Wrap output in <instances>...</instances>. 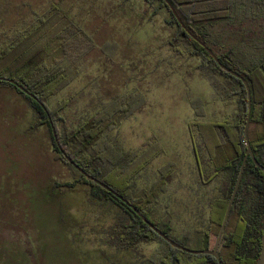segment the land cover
Segmentation results:
<instances>
[{
    "label": "rangeland",
    "instance_id": "1",
    "mask_svg": "<svg viewBox=\"0 0 264 264\" xmlns=\"http://www.w3.org/2000/svg\"><path fill=\"white\" fill-rule=\"evenodd\" d=\"M53 2L57 0H0V46L39 25L33 45L42 46L53 37L49 59L41 53L40 60L47 59L49 67L64 64L67 70H78L47 101L52 108L71 98L59 113L62 120L55 121L60 135L115 98L142 95L143 103L109 131L107 140L122 152L146 147L158 151L131 179L135 197L151 189L160 167L172 162L169 174L175 178L154 207L159 217L170 216L171 236L182 241V234L206 223L210 199L221 196L218 181L199 180L188 123L225 119L237 110L236 97H221L201 75L198 57L170 48L174 27L157 1L63 0L58 10ZM244 27L251 40L258 35L255 23L245 20ZM210 31L238 58L240 50L252 55L251 46L231 33L229 23L216 24ZM32 43L27 51L35 47ZM196 141L206 163L197 136ZM71 178L69 166L55 158L48 126L40 124L29 101L14 88L0 85V248L7 252L0 264H151L145 258L157 243H139L136 251L108 244L106 228L121 210L92 200L85 184L57 187Z\"/></svg>",
    "mask_w": 264,
    "mask_h": 264
},
{
    "label": "trees",
    "instance_id": "2",
    "mask_svg": "<svg viewBox=\"0 0 264 264\" xmlns=\"http://www.w3.org/2000/svg\"><path fill=\"white\" fill-rule=\"evenodd\" d=\"M60 1L63 0L52 3L54 10H58ZM146 1L150 2V0ZM154 1L158 2V8L164 7L169 12L168 23L174 27L168 41L170 48L180 55L198 57L201 75L211 81L219 90L221 97L227 100L236 97L237 110L225 119L191 120L188 123L195 159H197L196 152L200 149L196 141L197 136L209 155L213 177L222 176L219 185L221 196L213 202L209 228L195 230L188 239L179 241L171 236L173 228L169 219L159 217L154 204L167 190L171 179L175 178V175L169 174L173 166L172 162L160 167L159 177L151 189H142L140 196L133 195L130 188L131 179L157 155L158 151L146 147L142 150L122 152L119 146L112 147L107 135L139 108L143 103L142 95L128 94L115 98L104 104L93 116L72 128L70 132L60 135L56 131V134L63 151L79 167L122 195L164 234L188 248L207 249L210 236L215 237L220 228L246 151L243 126L248 113V99L241 80L221 68L192 35L207 46L221 64L245 78L250 89L251 101L247 125L248 141L255 158L264 166V0H169L181 23L164 0ZM245 20L255 23L259 29L258 35L252 40L250 39L252 34L244 27ZM219 23H229L231 33L237 34L242 42L251 46L252 55L247 56L240 50L241 56L238 58L230 47L225 49L219 38L210 31ZM235 23L238 27H235ZM39 28L40 26L37 25L26 35H15L8 43L0 46V85L12 87L22 94L37 113L40 124L48 126L55 158L65 162L72 173L70 180L58 183L57 187L74 189L77 184H85L88 186L92 200L110 202L119 207L122 214H117L112 225L106 228L108 244L116 246L119 250L136 251V245L139 243L156 242L157 247L145 258L151 264H218L216 258L210 254L187 253L170 245L129 205L84 176L66 160L53 139L51 124L55 127V121L62 120L59 113L69 104L71 98L62 99L52 108L48 107L47 101L66 86L76 76L78 70H67L64 64L56 67L46 65L50 57L47 53L48 44L53 37L46 40L42 46L36 47L33 44L38 37ZM28 42H33L31 46H35L31 47L30 51H27ZM65 45L66 43L62 45L63 52ZM248 51L246 46V52ZM41 53L47 54L46 60H40ZM6 73L8 75H5ZM216 75L224 79L221 81L215 77ZM10 79L15 82H10ZM201 114L203 115V112ZM105 164H109L110 167H104L102 170ZM247 202L250 205L264 206V171L256 167L250 157H247L244 164L222 239L231 236L237 223L238 212ZM226 247L221 246L220 251L218 250L219 256L223 264H231L230 259L226 261L222 254V250ZM138 257L144 256L138 255ZM6 258V249L1 247L0 262Z\"/></svg>",
    "mask_w": 264,
    "mask_h": 264
},
{
    "label": "flooded vegetation",
    "instance_id": "3",
    "mask_svg": "<svg viewBox=\"0 0 264 264\" xmlns=\"http://www.w3.org/2000/svg\"><path fill=\"white\" fill-rule=\"evenodd\" d=\"M203 150L206 153V160H207L206 163L203 162L204 160L201 157L202 154L200 150L196 152L197 159H195V165H196V170L199 176V180L202 184L216 180L218 181V189H219L222 176L220 175V176L213 177L212 163H210L209 161V155L206 152V150L204 148ZM192 151H193V147H192ZM193 154H194V151H193ZM244 157H245V154H244ZM247 157H250V156L247 155ZM194 158H195V154H194ZM246 159H245V162H246ZM205 168L209 169L208 173L205 172ZM216 198H219V196H215L214 198L210 199L208 203L206 223L199 225L197 227H194L191 230L186 231L184 234L181 235L182 241L188 239L189 235H191L193 231L195 230H200V229L207 230L209 228L213 202L215 201ZM237 217H238L237 223L231 232V236L226 239H222V236H221V239L217 247V252L218 250L220 251L222 245H225L227 247L225 250H222V254L224 255V258H226V261H229L230 259L231 264H255L259 251H260V240H261L262 227H263V221H264V206L261 204H259V206L250 205V203L247 202L243 205L242 210L238 212ZM168 219L170 221V216H168ZM222 235H223V232H222ZM212 238H214V240H213V243L211 244ZM216 238H217V235L215 237H213L212 235L210 236L209 248L207 249H212L214 247Z\"/></svg>",
    "mask_w": 264,
    "mask_h": 264
},
{
    "label": "water",
    "instance_id": "4",
    "mask_svg": "<svg viewBox=\"0 0 264 264\" xmlns=\"http://www.w3.org/2000/svg\"><path fill=\"white\" fill-rule=\"evenodd\" d=\"M169 8L171 9V11L173 12V14L176 16L178 22L181 23L179 17L177 16V13L176 11L174 10L172 4L169 2V0H164ZM192 37L197 40L202 46H204L205 50L214 58V60L219 64V66L221 68H223L224 70H226L228 73H230L231 75L235 76L236 78L240 79L241 82L244 84L245 86V89H246V93H247V99H248V103H247V108H248V113L246 115V120H245V123H244V126H243V135H244V139L246 141V151H245V157L243 159V162L241 164V167H240V171H239V174L237 176V179H236V182H235V185H234V188H233V191H232V194H231V197L229 199V202H228V205L226 207V210H225V214H224V217H223V220H222V223H221V226H220V229L218 231V234H217V238H216V242L214 244V247L212 249H191V248H188L184 245H181L179 244L178 242H176L175 240H173L172 238H170L169 236H167L166 234H164L160 229H158L155 225H153L136 207H134L133 205H131L129 203V201L127 199H125L122 195H120L118 192H116L114 189H112L110 186H108L107 184H105L104 182L100 181L99 179L95 178L94 176L90 175L89 173H87L86 171H84L81 167H79L72 159L70 156H68L62 149V147L60 146L59 142H58V137H57V134H56V129L55 127L51 124V129H52V135H53V139L55 141V143L57 144L58 146V149L62 152L63 156L66 158V160L73 166L75 167L79 172H81L84 176H87L89 179L93 180L94 182H96L97 184H99L100 186H102L103 188H105L107 191L111 192L112 194H114L115 196H117L119 199H121L125 204L129 205L132 210L138 214V216L151 228L153 229L160 237H162L165 241H167L170 245H172L173 247L175 248H178L180 250H183L187 253H192V254H210L212 256H214L217 261H218V264H223L218 252H217V247H218V244H219V241L221 239V236H222V232H223V229H224V226H225V223H226V220H227V217H228V213H229V210L231 208V205L233 203V200H234V197H235V193H236V190H237V187H238V184H239V181H240V178H241V174H242V170H243V167H244V162H245V159L247 157V155L250 156L251 160L253 161V163L258 167L260 168L261 170L264 171V166L261 165L255 158L254 154H253V151L251 149V146L249 144V141H248V135H247V125H248V121H249V110H250V89H249V86L247 85V82L245 80V78H243L239 73L229 69V68H226L223 64H221L217 57L215 56V54L207 47L205 46L200 40H198L195 36L192 35ZM10 82L14 83L15 81L14 80H11L10 79ZM255 264H264V221H263V227H262V234H261V240H260V251H259V254H258V257L256 259V263Z\"/></svg>",
    "mask_w": 264,
    "mask_h": 264
}]
</instances>
